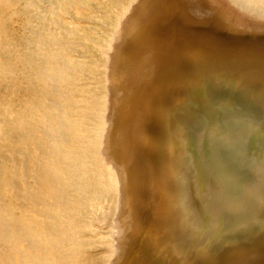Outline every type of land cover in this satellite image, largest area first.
<instances>
[{
  "label": "rangeland",
  "instance_id": "rangeland-1",
  "mask_svg": "<svg viewBox=\"0 0 264 264\" xmlns=\"http://www.w3.org/2000/svg\"><path fill=\"white\" fill-rule=\"evenodd\" d=\"M133 1L0 0V264H110L111 228L98 232L90 221L94 212L108 221L115 213V177L100 153L106 56ZM239 1L264 7V0ZM256 72L250 77L264 90V72ZM214 76L218 85L232 82L231 73ZM202 77L185 71L166 95L173 112L191 91L185 124L171 126L163 147L167 178H155L165 185L163 192L152 191L147 203L161 214L154 234L143 231L142 254L154 264L163 258L165 264H219L218 258L234 257L251 238L264 239V189L258 179L246 183L247 193H263L251 220L239 217L230 229L211 232L194 225L185 193L194 154L210 142L209 126L255 132L245 144L252 159L264 160V109L231 100L216 86L207 88Z\"/></svg>",
  "mask_w": 264,
  "mask_h": 264
},
{
  "label": "bare ground",
  "instance_id": "bare-ground-1",
  "mask_svg": "<svg viewBox=\"0 0 264 264\" xmlns=\"http://www.w3.org/2000/svg\"><path fill=\"white\" fill-rule=\"evenodd\" d=\"M106 57L107 111L100 153L113 171L117 193L112 221L94 212L90 224L98 232L111 228L114 253L110 264H154L142 254L143 231L150 229L154 234L155 220L161 214L147 203L152 191L163 192L165 185L155 181L156 176L167 178L163 147L171 126L185 117L191 91L181 93L180 109L173 112L166 95L178 75L196 71L207 88L216 86L231 100L250 104L257 111L264 109V90L249 74L264 72V7L239 0H134L111 35ZM220 73H231L232 82L218 85L214 75ZM216 127L211 125L205 132L210 140L207 148L194 154L197 161L185 193L194 225L206 226L209 232L230 229L239 217L251 220L263 193L251 192V188L247 193L246 183L258 179L264 189V160L252 159L245 144L250 132ZM132 253L137 255L134 260ZM234 253L216 262L264 264V239L251 238ZM159 262L165 264L166 259Z\"/></svg>",
  "mask_w": 264,
  "mask_h": 264
}]
</instances>
